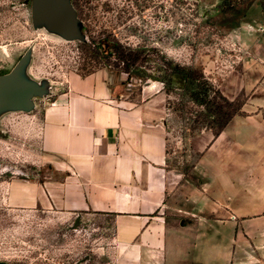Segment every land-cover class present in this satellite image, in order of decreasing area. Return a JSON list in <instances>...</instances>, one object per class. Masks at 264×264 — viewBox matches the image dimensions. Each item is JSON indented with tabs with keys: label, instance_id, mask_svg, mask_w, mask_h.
<instances>
[{
	"label": "crops",
	"instance_id": "obj_1",
	"mask_svg": "<svg viewBox=\"0 0 264 264\" xmlns=\"http://www.w3.org/2000/svg\"><path fill=\"white\" fill-rule=\"evenodd\" d=\"M115 81L105 68L66 78L37 120L36 157L57 177L18 181L9 197L109 216L111 264H264V86L217 134L188 138L190 177L170 164L163 83L129 98Z\"/></svg>",
	"mask_w": 264,
	"mask_h": 264
},
{
	"label": "rangeland",
	"instance_id": "obj_2",
	"mask_svg": "<svg viewBox=\"0 0 264 264\" xmlns=\"http://www.w3.org/2000/svg\"><path fill=\"white\" fill-rule=\"evenodd\" d=\"M66 1L75 12V32L33 19L30 0H0V75L29 90L22 102L0 101V264H111L109 216L67 217L17 206L8 195L18 181L57 177L36 157L37 120L64 91L70 74L105 68L116 80L114 95L135 98L143 83L164 80L161 61L149 51L155 47L176 63L200 69L214 88L239 105L240 115L248 98L264 86V0H239L241 13L222 12V0ZM103 43L143 50L133 68L140 77L128 79L114 53L103 52ZM166 105L170 164L192 177L197 152L187 140L201 130L214 131V118L175 78Z\"/></svg>",
	"mask_w": 264,
	"mask_h": 264
},
{
	"label": "trees",
	"instance_id": "obj_3",
	"mask_svg": "<svg viewBox=\"0 0 264 264\" xmlns=\"http://www.w3.org/2000/svg\"><path fill=\"white\" fill-rule=\"evenodd\" d=\"M240 3L239 0H222L221 10L222 12L241 13ZM102 48L104 53H114L118 60L123 63V71L129 75L128 79L132 76L140 77L139 72L137 70L136 72L133 68L136 69V64L140 63L143 50L124 49L118 43H103ZM149 51L156 54L161 61L160 70L165 73L164 80L161 81L165 83L166 93H168L169 83L172 79L175 78L182 82V85L188 91V97L203 107L214 118L213 123L215 125L211 126L214 134H217L226 126L235 114H240L239 105L227 99L218 89L214 88L200 69L176 63L158 52L155 47L149 48Z\"/></svg>",
	"mask_w": 264,
	"mask_h": 264
},
{
	"label": "water",
	"instance_id": "obj_4",
	"mask_svg": "<svg viewBox=\"0 0 264 264\" xmlns=\"http://www.w3.org/2000/svg\"><path fill=\"white\" fill-rule=\"evenodd\" d=\"M74 10L66 0H33V19H40L53 28L77 31L71 24ZM40 17V18H38ZM29 95L28 87L0 75V101L18 103Z\"/></svg>",
	"mask_w": 264,
	"mask_h": 264
},
{
	"label": "built area",
	"instance_id": "obj_5",
	"mask_svg": "<svg viewBox=\"0 0 264 264\" xmlns=\"http://www.w3.org/2000/svg\"><path fill=\"white\" fill-rule=\"evenodd\" d=\"M46 264H84V263H72L68 261H60V260H51L50 262Z\"/></svg>",
	"mask_w": 264,
	"mask_h": 264
},
{
	"label": "flooded vegetation",
	"instance_id": "obj_6",
	"mask_svg": "<svg viewBox=\"0 0 264 264\" xmlns=\"http://www.w3.org/2000/svg\"><path fill=\"white\" fill-rule=\"evenodd\" d=\"M70 6L72 7V4H70ZM30 12H31V17L33 18V0H30Z\"/></svg>",
	"mask_w": 264,
	"mask_h": 264
}]
</instances>
